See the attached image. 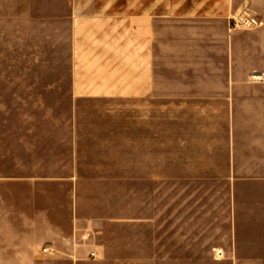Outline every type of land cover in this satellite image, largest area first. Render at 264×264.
Segmentation results:
<instances>
[{"label":"crops","instance_id":"obj_1","mask_svg":"<svg viewBox=\"0 0 264 264\" xmlns=\"http://www.w3.org/2000/svg\"><path fill=\"white\" fill-rule=\"evenodd\" d=\"M50 9L51 25L69 28L73 105L131 103L130 258L106 244L102 261L264 264V22L244 31L234 20L248 10L264 20V0H53ZM167 24L178 29L170 51ZM83 179L77 164L49 178ZM40 237L26 250L15 234L0 264H37L61 233Z\"/></svg>","mask_w":264,"mask_h":264},{"label":"rangeland","instance_id":"obj_2","mask_svg":"<svg viewBox=\"0 0 264 264\" xmlns=\"http://www.w3.org/2000/svg\"><path fill=\"white\" fill-rule=\"evenodd\" d=\"M52 1L0 0V248L18 232L26 250L30 239L60 232L57 248L45 252L44 244L37 264H109L100 252L106 244L113 257L130 258L131 103L73 105L69 28L51 25ZM259 16L244 11L235 26L256 30L264 22ZM160 29L170 51L178 29ZM259 63L264 67V59ZM75 164L84 177L79 186L49 180ZM92 251L97 259H90Z\"/></svg>","mask_w":264,"mask_h":264},{"label":"built area","instance_id":"obj_3","mask_svg":"<svg viewBox=\"0 0 264 264\" xmlns=\"http://www.w3.org/2000/svg\"><path fill=\"white\" fill-rule=\"evenodd\" d=\"M258 80H261V77H259V78H257ZM91 257H95V253L94 252H92L91 253Z\"/></svg>","mask_w":264,"mask_h":264}]
</instances>
